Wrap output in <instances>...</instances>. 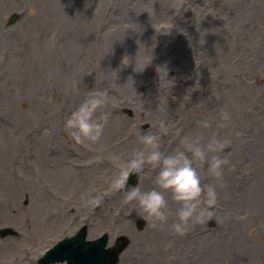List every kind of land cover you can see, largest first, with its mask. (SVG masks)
<instances>
[{
	"label": "rangeland",
	"instance_id": "obj_1",
	"mask_svg": "<svg viewBox=\"0 0 264 264\" xmlns=\"http://www.w3.org/2000/svg\"><path fill=\"white\" fill-rule=\"evenodd\" d=\"M45 5L0 0V227L11 228L0 234V264H39L45 248L83 227L89 240L107 233L109 246L127 237L135 264H194L193 238L238 232L219 264H264V187L251 190L264 185V0H54L49 12ZM91 89L108 91L111 116L98 141L76 144L64 118ZM201 119L211 127L202 129ZM138 132L159 133L165 152L182 148L186 133L230 140L222 183L194 162L202 183H217L212 213L221 217L184 234L171 229L174 215L163 228L143 212L131 217L124 189L110 179L141 147L127 150ZM144 170L137 182L152 168ZM97 193L101 202L86 206ZM5 240L12 244L3 249Z\"/></svg>",
	"mask_w": 264,
	"mask_h": 264
},
{
	"label": "clouds",
	"instance_id": "obj_2",
	"mask_svg": "<svg viewBox=\"0 0 264 264\" xmlns=\"http://www.w3.org/2000/svg\"><path fill=\"white\" fill-rule=\"evenodd\" d=\"M108 102L106 89H91L69 111L64 118V128L74 143L96 142L101 138L111 116L109 111L104 110ZM220 115L223 122L232 118L227 109H222ZM197 124L202 129L211 127L208 119H201ZM137 138L142 147L134 149L130 158L119 165L118 171L110 179L111 187L124 189V200L135 201L154 228H163L173 215L175 219L170 227L177 234H184L194 222L204 223L218 200L217 183H202L201 173L194 162H199L201 166L207 164L209 174L222 183L225 166L230 163L223 153L230 140L220 135L205 138L199 133H186L180 138L182 148L165 152L159 133L138 132ZM146 165L157 170L155 186L144 189L136 184L126 188L129 175L143 174ZM166 193H170L171 200L178 205L174 211ZM102 199V194L97 193L88 196L84 203L86 206H96Z\"/></svg>",
	"mask_w": 264,
	"mask_h": 264
},
{
	"label": "bare ground",
	"instance_id": "obj_3",
	"mask_svg": "<svg viewBox=\"0 0 264 264\" xmlns=\"http://www.w3.org/2000/svg\"><path fill=\"white\" fill-rule=\"evenodd\" d=\"M43 2V5H45V3H47L45 5V8L44 9H41L42 11L46 10V11H50L49 7H52L50 5V3H53L54 0H41ZM130 141V140H129ZM41 143V142H40ZM138 147V146H141L139 144V141H138V138H134L133 141L129 142V146H127V150L129 149H134V147ZM12 149V148H11ZM18 150H21L22 151V148H15V152H16V156H17V153H18ZM130 151V150H129ZM126 155H130V153L128 154V152H125ZM22 156V154L20 155V157ZM153 171V172H152ZM152 171L149 173H144V176L141 177L138 181L139 184L142 186V188L144 189H147V188H151L153 187L152 185L154 184V178H155V175H156V169H152ZM143 172H146L145 170H143ZM43 173L44 174H47V172H45L43 170ZM153 175V176H152ZM234 177L237 179V176L234 175ZM137 182V184H138ZM262 179L259 180L258 182L255 183V185H253L251 187V190L252 192L254 193L253 195H256L259 190L258 189H262V187H264V185L262 186ZM229 187L230 189L233 190V182L230 180V183H229ZM229 192V188H226L225 190L222 191V193H228ZM130 203V206H131V209H130V212H131V217L132 218H137L139 219V215L140 213L142 212V210L140 209L139 205L136 206V202L135 201H132V202H129ZM177 205V204H176ZM172 208H173V211L175 210L177 206H173V205H170ZM212 217L213 216H217V217H221V215L217 214V213H211ZM231 225L233 226H239L238 223H234V221L231 222ZM146 233V230L145 232ZM147 233L144 234L143 236L146 237ZM234 235V234H233ZM239 233L237 232L234 237H231V238H228L227 240L226 239H222L218 236V233H215V234H210V235H202V233L199 234L198 237L196 238H193L191 241H192V244L196 246V252H197V260L195 261L194 264H219L220 263V256L223 255H230L232 249L236 248V245H235V240L236 238L238 237ZM161 238V235L160 234H157L156 236H154L153 238V241L151 239V241L153 243H157L159 241V239ZM209 239H211L212 241H214L215 243V246H213L211 249H209L207 247V244L208 242L210 241ZM229 241V242H228ZM228 243H230V245H228ZM12 244L11 241H8V240H5L3 241V245H2V248H7L9 247L10 245ZM232 244V245H231ZM233 244H234V247H233ZM237 245L241 246V242L237 241ZM130 246V244H129ZM133 247H130V248H126L125 251L123 253H121V258L119 257V260H120V263L119 264H135L133 261H130V260H127L126 258V251H128L129 249H131ZM205 251H209L210 253L212 254H208L205 253ZM216 257V258H215ZM180 259L177 260V262L175 264H178V261ZM205 262V263H203Z\"/></svg>",
	"mask_w": 264,
	"mask_h": 264
},
{
	"label": "water",
	"instance_id": "obj_4",
	"mask_svg": "<svg viewBox=\"0 0 264 264\" xmlns=\"http://www.w3.org/2000/svg\"><path fill=\"white\" fill-rule=\"evenodd\" d=\"M123 239L119 240L113 251H104L100 254L101 258L105 259L106 264H115L117 255L124 249L126 243ZM99 254V252H98Z\"/></svg>",
	"mask_w": 264,
	"mask_h": 264
}]
</instances>
